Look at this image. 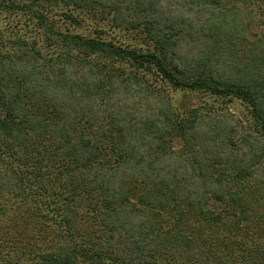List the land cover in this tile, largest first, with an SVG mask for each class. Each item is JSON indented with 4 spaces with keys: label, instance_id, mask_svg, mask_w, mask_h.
<instances>
[{
    "label": "trees",
    "instance_id": "trees-1",
    "mask_svg": "<svg viewBox=\"0 0 264 264\" xmlns=\"http://www.w3.org/2000/svg\"><path fill=\"white\" fill-rule=\"evenodd\" d=\"M37 1L0 3L33 26L0 29V264H264V0H146L131 24L120 4L49 1L66 29ZM177 90L252 118L179 108Z\"/></svg>",
    "mask_w": 264,
    "mask_h": 264
},
{
    "label": "rangeland",
    "instance_id": "rangeland-1",
    "mask_svg": "<svg viewBox=\"0 0 264 264\" xmlns=\"http://www.w3.org/2000/svg\"><path fill=\"white\" fill-rule=\"evenodd\" d=\"M1 1L3 0H0V3ZM4 1H7V0H4ZM16 1L23 3V2H32L33 0H16ZM49 1H52V0L37 1L36 4L37 5L41 4L39 6L44 10L45 13H48L53 18V22L55 23V25H58L60 26V28H64V29L68 27L71 28L72 23H70L69 16L66 15L68 13L69 6L64 4L63 2L60 3L59 5H55V4L53 5V4H49ZM98 1L102 3H107L108 4L107 6H109L110 8L113 5L120 4L121 8H120V13H118V15H120V19L122 23L126 22V23L131 24V22L136 21L137 18H140V17L142 18V16L147 13L146 9L143 11V8H144L143 1L147 3L146 0H98ZM160 1H161V6L168 4L171 7H174L175 5H177L176 3L177 1H174V0H160ZM156 8H159V4L156 6ZM28 15H29L28 12H22L20 10L11 11V12H6V11L1 10L0 11V29L6 30L7 32H11V31H14L15 33L20 32L21 34L24 33L25 31V33H27L28 35H31L32 34L31 31H33V28H32L33 26L30 24V19ZM95 17L98 18L99 16H89L90 20L89 21L85 20L84 26L82 27V29H77V30L84 32L85 29L87 28L88 31L85 32L86 34L92 28H94V26L97 23L101 25H105L107 27L109 24H111V15H109V11L106 12L105 17L107 19L105 20L99 21ZM111 30H110L111 33L114 31L113 36L115 34L117 38H119L120 40L126 43L133 44L135 42H139V43L141 42L142 37H139L138 33L134 30L129 31L126 28H120V29H115V30L111 28ZM196 30L197 29L193 30L191 28L186 29L185 38L187 41H190V39H194V37H197L199 35L198 33H196ZM136 39L137 41H135ZM194 41H197V40L194 39ZM199 42L198 43L191 42L188 45H184L181 48L180 53L184 54V57L187 56V57H193V58H201L197 54L201 52L204 56V54L208 52V41L206 40V41H199ZM203 60H204V57H203ZM223 61L224 60L220 62V67H217L218 62L214 63L215 65L212 64L214 60L211 64L216 69H218L216 71V74L220 73L222 74L221 76L225 78L226 74L224 71L227 70V68L228 69L230 68L227 65L226 66L222 65ZM206 63L207 62H205V64ZM203 66L201 67V69L203 68ZM170 94H171L170 95L171 98L173 99V102L175 103V106L179 108H182V106H185V108L190 109L196 105L207 106V107L214 106L216 109H221L222 110L221 112H225V114L228 112L233 113L237 117V119L239 120L241 119L245 124H247V122L251 120L252 118L250 107L246 105L244 102H242L240 99H236V98L215 99L212 96L210 97L208 94L201 93V92L193 93L188 90H177L174 92H170ZM176 146H179V144H176Z\"/></svg>",
    "mask_w": 264,
    "mask_h": 264
}]
</instances>
